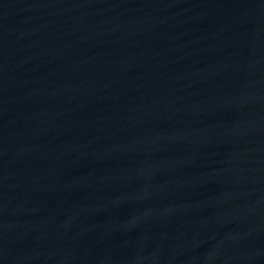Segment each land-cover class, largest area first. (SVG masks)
Returning a JSON list of instances; mask_svg holds the SVG:
<instances>
[{"label": "water", "instance_id": "95a60500", "mask_svg": "<svg viewBox=\"0 0 264 264\" xmlns=\"http://www.w3.org/2000/svg\"><path fill=\"white\" fill-rule=\"evenodd\" d=\"M0 264H264V0H0Z\"/></svg>", "mask_w": 264, "mask_h": 264}]
</instances>
